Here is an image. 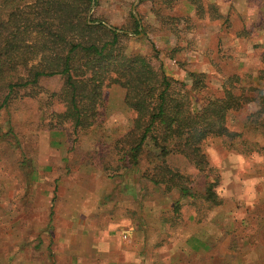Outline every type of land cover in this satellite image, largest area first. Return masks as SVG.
<instances>
[{
  "label": "rangeland",
  "instance_id": "obj_1",
  "mask_svg": "<svg viewBox=\"0 0 264 264\" xmlns=\"http://www.w3.org/2000/svg\"><path fill=\"white\" fill-rule=\"evenodd\" d=\"M135 1L99 0L90 15L122 35L124 53L146 57L185 89L194 85L190 73L201 74L191 91L196 99L207 103L230 94L238 105L225 116L233 135L209 137L202 144L210 171L198 172L180 154L166 158L195 194L217 178L213 192L220 204L179 197L150 183L143 177L151 168L146 153L136 168L120 162L113 144L134 119L123 88L106 85L95 125L75 133L69 123L57 124L64 104L53 94L62 79L41 78L35 87L17 89L0 110L1 264L12 255L40 253L41 246L47 262L55 263L52 199L62 200L70 214L75 205L68 200L86 198L85 214L96 212L87 223L107 227L110 205L126 199L125 190L129 200H144L145 244L161 246L162 260L264 264V0H194L195 6L189 0H140L137 19ZM175 90L183 91L179 84ZM195 234L202 247L197 253L187 246Z\"/></svg>",
  "mask_w": 264,
  "mask_h": 264
},
{
  "label": "trees",
  "instance_id": "obj_2",
  "mask_svg": "<svg viewBox=\"0 0 264 264\" xmlns=\"http://www.w3.org/2000/svg\"><path fill=\"white\" fill-rule=\"evenodd\" d=\"M92 1L0 0V110L15 98L17 89L58 76L62 86L53 95L64 110L56 115L57 124L69 123L77 133L95 125L103 88L118 85L125 91V107L134 116L131 128L113 144L120 162L136 168L146 153L151 168L143 177L150 183L175 190L179 197H198L219 205L213 192L217 178L195 194L166 158L180 154L198 172L210 171L201 147L209 137L233 135L225 116L237 105L234 97L229 94L203 103L191 94L201 83V74L190 73L194 85L185 89L184 84L155 70L146 57L124 53L122 35L90 15ZM134 26L138 33L136 19ZM176 84L183 91L175 90Z\"/></svg>",
  "mask_w": 264,
  "mask_h": 264
},
{
  "label": "crops",
  "instance_id": "obj_3",
  "mask_svg": "<svg viewBox=\"0 0 264 264\" xmlns=\"http://www.w3.org/2000/svg\"><path fill=\"white\" fill-rule=\"evenodd\" d=\"M124 193L126 199L121 197L124 200L111 203L112 217L109 218L107 227L105 224L96 227L95 224L87 223L88 218L96 212L92 215L85 214L88 212L85 203L86 198L73 197L72 200H68L75 205V209L70 214L66 213L63 205L60 204L62 200H51L49 219L52 222L56 221V224L51 223L54 233L51 235L56 238L54 264L176 263L175 259L171 261V256H165L162 260L164 252H161L162 249L158 243L156 245L158 247L146 246L144 235H149V232L144 229L145 202L144 200H134L135 197L129 200L127 197L128 190H125ZM134 205H136L135 209ZM118 207H121L119 208L121 212H117ZM135 212L136 216L134 217L132 214ZM152 213H155V208H153ZM194 237L190 238L188 242L192 246H187L192 252H201V243L198 241L199 238H196L198 235L195 234ZM192 241L196 243L195 246ZM40 248V253H34L30 250L23 257L21 254L18 255V259H14V255H12L8 264H49L46 260V250H43L42 246ZM155 250L158 253L156 256L152 254ZM167 258L168 260H165Z\"/></svg>",
  "mask_w": 264,
  "mask_h": 264
},
{
  "label": "water",
  "instance_id": "obj_4",
  "mask_svg": "<svg viewBox=\"0 0 264 264\" xmlns=\"http://www.w3.org/2000/svg\"><path fill=\"white\" fill-rule=\"evenodd\" d=\"M139 2H140V0H136V1L134 2V4H133V15H134V17H135L136 19H137V16H136V14H135V12H134V8L138 5ZM94 7H95V0H93L92 3H91V11H93ZM106 27H108V28L111 29V30H114L113 28H111V27L108 26V25H106Z\"/></svg>",
  "mask_w": 264,
  "mask_h": 264
}]
</instances>
